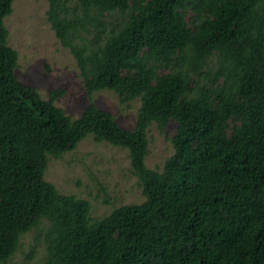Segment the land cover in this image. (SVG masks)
Segmentation results:
<instances>
[{"label":"trees","instance_id":"16d2710c","mask_svg":"<svg viewBox=\"0 0 264 264\" xmlns=\"http://www.w3.org/2000/svg\"><path fill=\"white\" fill-rule=\"evenodd\" d=\"M12 1L0 0V263L45 221L43 264H264V0H48L87 93L140 99L132 129L93 102L72 119L60 90L43 100L17 78ZM170 120L174 152L150 169L147 128ZM89 134L128 150L143 202L91 220L44 179L48 157Z\"/></svg>","mask_w":264,"mask_h":264},{"label":"rangeland","instance_id":"374dc122","mask_svg":"<svg viewBox=\"0 0 264 264\" xmlns=\"http://www.w3.org/2000/svg\"><path fill=\"white\" fill-rule=\"evenodd\" d=\"M66 5L72 8L74 0H67ZM11 7L10 14L3 18L8 31L6 44L17 53L15 74L22 83L33 86L43 100L49 99L50 91L60 90L53 104L72 119L79 117L85 106L93 102L109 111L121 127H134L140 99L123 104L117 93L108 89L87 93L75 57L61 45L47 18L48 0H13ZM185 17L189 19V12ZM114 18L105 16L103 19ZM85 25L90 31L82 30L81 35L88 43L94 36L93 26ZM76 42L81 43L78 39ZM214 64L215 57H211L204 70ZM167 71L160 70L161 73ZM175 126L170 120L163 132L155 123L147 128L144 163L148 168L161 171L165 159L173 154L169 138ZM43 176L59 193L85 199L90 206L91 220L108 215L118 206L144 201L141 184L132 173L128 150L105 141L97 142L91 134L59 157L49 156ZM45 223L20 236L18 247L6 264L44 263Z\"/></svg>","mask_w":264,"mask_h":264}]
</instances>
